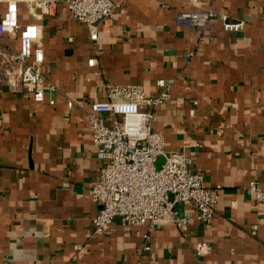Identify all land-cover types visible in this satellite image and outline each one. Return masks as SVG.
Wrapping results in <instances>:
<instances>
[{
    "label": "crops",
    "instance_id": "0c3cea01",
    "mask_svg": "<svg viewBox=\"0 0 264 264\" xmlns=\"http://www.w3.org/2000/svg\"><path fill=\"white\" fill-rule=\"evenodd\" d=\"M112 1L96 40L64 0L45 13L18 4L20 24L41 25L42 73L54 89L34 101L17 60L0 51V264H264V206L247 189L253 181L264 190V0ZM5 8L0 1V16ZM205 12L215 15L178 19ZM221 15L243 29L225 30ZM18 43L17 33L1 38L9 53ZM159 79L169 99L143 110L166 150L190 156L205 185L220 186L213 219L201 223L193 205L179 203L186 232L114 220L95 233L99 207L88 188L102 161L86 112L119 100L111 88L157 97ZM199 241L210 250L197 256Z\"/></svg>",
    "mask_w": 264,
    "mask_h": 264
},
{
    "label": "built area",
    "instance_id": "2783aa9c",
    "mask_svg": "<svg viewBox=\"0 0 264 264\" xmlns=\"http://www.w3.org/2000/svg\"><path fill=\"white\" fill-rule=\"evenodd\" d=\"M6 8L0 16V44L5 34H18V49L9 53L1 44V55L17 60V76L27 87L36 102L45 99V90H53L42 73L44 55L42 28L36 22L19 23L18 4L29 2L40 13L48 12L58 0H0ZM70 16L85 24L91 40L98 37L96 26L110 18L116 8L112 0H64ZM123 1V0H122ZM213 12L181 13L182 23H204L214 16ZM37 17V16H36ZM225 30L240 31L244 22L231 21L221 15ZM89 65L95 59L88 60ZM161 93L157 97L145 95L140 86L131 85L108 90V97L119 100L92 102L86 112L92 141L97 146L99 159L97 180L88 188L94 204L98 205L93 217L95 233H102L114 220L123 225L146 224L150 228L173 224L186 232L190 219L176 209L179 203L191 204L196 209L197 219L209 224L214 216L220 186L208 187L203 174L191 169L192 158L183 152L165 149L163 136L151 127L154 114L143 110L145 106L155 107L168 100L169 85L162 79L157 81ZM53 104V100L49 101ZM72 103V101H70ZM105 114L112 115L106 120ZM162 159L158 162V158ZM247 189L264 206V190L250 181ZM256 226H252V233ZM147 248V247H146ZM210 250L205 241L195 244V254L203 255Z\"/></svg>",
    "mask_w": 264,
    "mask_h": 264
}]
</instances>
